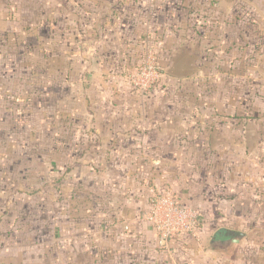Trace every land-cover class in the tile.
Here are the masks:
<instances>
[{"label": "rangeland", "instance_id": "rangeland-1", "mask_svg": "<svg viewBox=\"0 0 264 264\" xmlns=\"http://www.w3.org/2000/svg\"><path fill=\"white\" fill-rule=\"evenodd\" d=\"M260 3L0 0V264H264V238L231 243ZM168 193L195 222L161 245Z\"/></svg>", "mask_w": 264, "mask_h": 264}, {"label": "crops", "instance_id": "crops-1", "mask_svg": "<svg viewBox=\"0 0 264 264\" xmlns=\"http://www.w3.org/2000/svg\"><path fill=\"white\" fill-rule=\"evenodd\" d=\"M260 2V15L264 18V0ZM254 9L251 4L250 10ZM248 58L254 59L249 55ZM259 61L264 63V56ZM244 73L243 110L232 118V232L236 234L232 247L240 244L242 238H264V70ZM254 79H259L258 84ZM122 138L119 136L117 142ZM120 207L125 209L127 204ZM222 238L215 240L214 236L211 242L217 248L230 247L231 243L218 245Z\"/></svg>", "mask_w": 264, "mask_h": 264}, {"label": "built area", "instance_id": "built-area-1", "mask_svg": "<svg viewBox=\"0 0 264 264\" xmlns=\"http://www.w3.org/2000/svg\"><path fill=\"white\" fill-rule=\"evenodd\" d=\"M158 74L157 68H153L150 76L142 72L139 76V81H142L135 83L141 90L150 89L151 85L157 79ZM153 205L152 212L148 218L157 229L161 245L165 244L174 235L190 230L191 228H188V224L195 222V216L180 210L174 205L170 193L166 194L162 200L157 201ZM188 218L190 221H188ZM128 229L129 227L126 226V230Z\"/></svg>", "mask_w": 264, "mask_h": 264}, {"label": "water", "instance_id": "water-1", "mask_svg": "<svg viewBox=\"0 0 264 264\" xmlns=\"http://www.w3.org/2000/svg\"><path fill=\"white\" fill-rule=\"evenodd\" d=\"M234 241H237V240H234ZM219 243H222L223 245H226L228 243H230L229 240H218Z\"/></svg>", "mask_w": 264, "mask_h": 264}, {"label": "trees", "instance_id": "trees-1", "mask_svg": "<svg viewBox=\"0 0 264 264\" xmlns=\"http://www.w3.org/2000/svg\"><path fill=\"white\" fill-rule=\"evenodd\" d=\"M58 181H61V179L60 180H58ZM119 204H120V202L119 201H116L115 202V205L118 207L119 206ZM120 206H121V204H120ZM125 207V206H124Z\"/></svg>", "mask_w": 264, "mask_h": 264}, {"label": "flooded vegetation", "instance_id": "flooded-vegetation-1", "mask_svg": "<svg viewBox=\"0 0 264 264\" xmlns=\"http://www.w3.org/2000/svg\"><path fill=\"white\" fill-rule=\"evenodd\" d=\"M222 239H223V240H224V239H227V240H228V238H227V237H225V238H222ZM231 243H232V242H231ZM220 244H221V245H223L222 243H220Z\"/></svg>", "mask_w": 264, "mask_h": 264}]
</instances>
